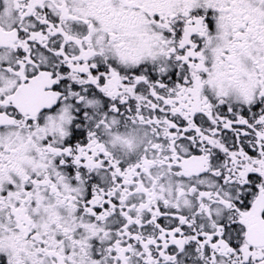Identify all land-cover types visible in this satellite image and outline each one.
<instances>
[{
	"label": "snow or ice",
	"instance_id": "1",
	"mask_svg": "<svg viewBox=\"0 0 264 264\" xmlns=\"http://www.w3.org/2000/svg\"><path fill=\"white\" fill-rule=\"evenodd\" d=\"M0 264H264V0H0Z\"/></svg>",
	"mask_w": 264,
	"mask_h": 264
}]
</instances>
